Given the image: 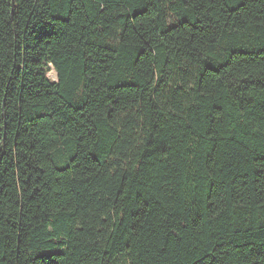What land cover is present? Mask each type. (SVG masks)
Wrapping results in <instances>:
<instances>
[{"label":"trees","instance_id":"trees-1","mask_svg":"<svg viewBox=\"0 0 264 264\" xmlns=\"http://www.w3.org/2000/svg\"><path fill=\"white\" fill-rule=\"evenodd\" d=\"M0 264H264V0H0Z\"/></svg>","mask_w":264,"mask_h":264},{"label":"rangeland","instance_id":"rangeland-1","mask_svg":"<svg viewBox=\"0 0 264 264\" xmlns=\"http://www.w3.org/2000/svg\"><path fill=\"white\" fill-rule=\"evenodd\" d=\"M47 77H48V79H49L50 81H53V82L56 81V74H55V72H54L53 70H51V71L48 73Z\"/></svg>","mask_w":264,"mask_h":264}]
</instances>
